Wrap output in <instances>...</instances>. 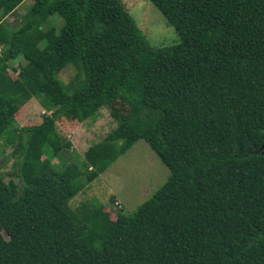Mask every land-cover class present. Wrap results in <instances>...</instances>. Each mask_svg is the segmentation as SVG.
<instances>
[{"label": "trees", "instance_id": "1", "mask_svg": "<svg viewBox=\"0 0 264 264\" xmlns=\"http://www.w3.org/2000/svg\"><path fill=\"white\" fill-rule=\"evenodd\" d=\"M23 1L0 0V137L17 170L0 174V264H264V0H151L180 37L160 48L122 0H33L13 28ZM70 63L82 78L66 85ZM32 98L50 113L18 125ZM102 106L117 126L64 161L58 120ZM140 138L168 180L116 218L75 210Z\"/></svg>", "mask_w": 264, "mask_h": 264}, {"label": "rangeland", "instance_id": "2", "mask_svg": "<svg viewBox=\"0 0 264 264\" xmlns=\"http://www.w3.org/2000/svg\"><path fill=\"white\" fill-rule=\"evenodd\" d=\"M129 13L146 34L150 43L160 48L180 42L179 34L174 26L151 0H122ZM33 0H24L15 12L7 17L13 28L21 25L25 13L32 6ZM60 29L64 19L59 14L50 17L49 22ZM48 22V23H49ZM20 60V59H19ZM11 62V66L17 63ZM12 77L17 73L10 69ZM61 80L66 84L82 78V71L77 64H68L60 73ZM36 98H32L17 112L18 125H34L42 122L46 113ZM117 126L111 110L102 106L99 111L86 119L78 121L61 118L57 122L58 131L67 139L73 141L71 149L63 151V160L72 161L76 155H83L88 147L98 143ZM15 144L5 143L0 137V174L6 180L15 178L17 170L13 151ZM257 152H264V146ZM84 152V153H83ZM58 158H55V162ZM170 170L162 159L143 138L137 140L123 155L119 156L94 181L88 183L74 197L71 205L75 210L81 209V204L96 207L104 205L116 218L120 209L130 213L148 200L169 178Z\"/></svg>", "mask_w": 264, "mask_h": 264}, {"label": "built area", "instance_id": "3", "mask_svg": "<svg viewBox=\"0 0 264 264\" xmlns=\"http://www.w3.org/2000/svg\"><path fill=\"white\" fill-rule=\"evenodd\" d=\"M43 113H50V112H48L47 110L44 109V110H43Z\"/></svg>", "mask_w": 264, "mask_h": 264}, {"label": "crops", "instance_id": "4", "mask_svg": "<svg viewBox=\"0 0 264 264\" xmlns=\"http://www.w3.org/2000/svg\"><path fill=\"white\" fill-rule=\"evenodd\" d=\"M79 122H80V121H79ZM72 142H73V141H72ZM88 148H89V147H88ZM88 148H87V149H88ZM84 152H85V151H84ZM84 152H83V153H84Z\"/></svg>", "mask_w": 264, "mask_h": 264}]
</instances>
